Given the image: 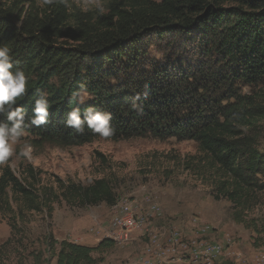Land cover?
<instances>
[{
  "label": "trees",
  "instance_id": "16d2710c",
  "mask_svg": "<svg viewBox=\"0 0 264 264\" xmlns=\"http://www.w3.org/2000/svg\"><path fill=\"white\" fill-rule=\"evenodd\" d=\"M68 2L0 0V47L9 48L12 71L19 67L28 78L17 101L26 111L25 124L35 115V99L50 103L47 122L29 125L25 133L60 146L97 138L191 140L225 175V197L238 204L247 194L264 191V150L247 133L264 111L236 88L264 80V0H106L105 12ZM193 30L200 36L202 60L192 66L155 63L143 45L160 31ZM74 91L90 98L70 103ZM72 107L81 110L82 120L88 107L108 113L112 136L101 137L86 122L82 131L66 126ZM28 173L33 176L31 167ZM60 187L65 198L84 206L116 203L105 178ZM7 189L28 210L44 205L52 210L48 197L40 198L30 183L13 175L9 159L0 165V208L8 207ZM237 218L242 221V212ZM254 227L264 234V224ZM114 244L110 238L93 246L48 238V251L57 264H95L92 253Z\"/></svg>",
  "mask_w": 264,
  "mask_h": 264
},
{
  "label": "rangeland",
  "instance_id": "374dc122",
  "mask_svg": "<svg viewBox=\"0 0 264 264\" xmlns=\"http://www.w3.org/2000/svg\"><path fill=\"white\" fill-rule=\"evenodd\" d=\"M68 1L83 11L105 12L106 0ZM199 40L195 30L179 35L160 31L143 45L155 63L170 60L186 67L202 60ZM236 88L264 111V80L250 86L236 84ZM247 133L264 150V116ZM25 145L31 148V159L19 155ZM13 148L11 172L23 184L30 183L40 198L48 197L52 210L48 213L45 205L39 211L28 210L24 200L7 189L8 207L0 208V264H57L48 251V238L90 246L110 238L114 246L92 253L95 264H148L143 253L150 239L164 245L173 230L186 238L219 244L222 249L215 264H255V256L264 255V234L254 229L264 224V191L249 193L238 204L225 197V175L194 141L148 136L117 141L97 138L82 145L60 146L40 143L24 133ZM98 178L109 182L115 207L105 203L84 206L62 195L60 183L88 185ZM148 200L158 206L157 211L149 209ZM123 208L145 214L143 226H112L111 220ZM238 212H242V221ZM150 264L197 263L184 254L151 259Z\"/></svg>",
  "mask_w": 264,
  "mask_h": 264
},
{
  "label": "clouds",
  "instance_id": "9594fccd",
  "mask_svg": "<svg viewBox=\"0 0 264 264\" xmlns=\"http://www.w3.org/2000/svg\"><path fill=\"white\" fill-rule=\"evenodd\" d=\"M9 48L7 45L0 47V114L6 115V120L0 121V165L8 161L14 153L13 143L19 140L29 125L40 126L47 122L50 107L49 101L43 97L35 99L32 111L35 113L30 117L29 124H25V109L18 103L26 93L27 77L22 69H13V62L10 61ZM87 92H73L72 101L77 98L83 102ZM16 107H13V105ZM81 110L72 107L67 112L66 126H71L76 131H82L86 122L89 129L98 132L101 137H110L114 129L108 126L109 114L97 110L94 107L84 109V119H81ZM10 122V124H9ZM19 155L31 159V148L25 145L21 148Z\"/></svg>",
  "mask_w": 264,
  "mask_h": 264
},
{
  "label": "built area",
  "instance_id": "2783aa9c",
  "mask_svg": "<svg viewBox=\"0 0 264 264\" xmlns=\"http://www.w3.org/2000/svg\"><path fill=\"white\" fill-rule=\"evenodd\" d=\"M149 209L156 210L158 206L152 204L150 200H148ZM116 205H114L115 207ZM112 226L121 227L125 229H135L141 228L145 223V214L141 213L140 215H136L130 209L124 208L123 217H114L111 220ZM172 240H166L165 244L162 245L158 250H155L154 256H145L146 263L150 264L151 259L159 260V258H164L167 255H181L182 256V248L185 245H188V240H195L191 237L184 236L179 230H173L172 232ZM221 247L206 249L200 256H190L192 259H202L205 260V264H208L209 257H211L214 253H218L221 251Z\"/></svg>",
  "mask_w": 264,
  "mask_h": 264
},
{
  "label": "bare ground",
  "instance_id": "6f19581e",
  "mask_svg": "<svg viewBox=\"0 0 264 264\" xmlns=\"http://www.w3.org/2000/svg\"><path fill=\"white\" fill-rule=\"evenodd\" d=\"M123 215H124V208L120 211L119 215H116V217H123ZM146 219H147V217L145 216V221H146ZM199 238H201V237H199ZM166 240H172V233H170V235L166 237ZM117 242H118V240H117ZM161 246L162 245L157 244L154 239H150V242L146 246L143 255L154 256L155 250H158ZM216 247H219V244H211L207 241V239L188 240V245H185L182 248V256L184 254H187L189 256H200L203 252H205L206 249H212V248H216ZM218 254H221V251H219L218 253H214L211 257H209L208 264H215V261L218 258ZM225 257L226 256H224V258ZM233 257H236V255H233ZM166 258H168V257H166ZM192 260L194 262H196L197 264H205V260H202V259H192Z\"/></svg>",
  "mask_w": 264,
  "mask_h": 264
},
{
  "label": "crops",
  "instance_id": "0c3cea01",
  "mask_svg": "<svg viewBox=\"0 0 264 264\" xmlns=\"http://www.w3.org/2000/svg\"><path fill=\"white\" fill-rule=\"evenodd\" d=\"M255 258H256V259H254V263L255 264H264V255L258 254V255L255 256ZM112 264H116V263H112ZM117 264H121V263L118 262Z\"/></svg>",
  "mask_w": 264,
  "mask_h": 264
}]
</instances>
